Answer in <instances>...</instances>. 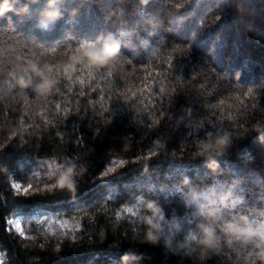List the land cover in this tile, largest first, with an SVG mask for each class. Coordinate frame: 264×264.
<instances>
[{
	"label": "trees",
	"instance_id": "1",
	"mask_svg": "<svg viewBox=\"0 0 264 264\" xmlns=\"http://www.w3.org/2000/svg\"><path fill=\"white\" fill-rule=\"evenodd\" d=\"M0 264H264V0H0Z\"/></svg>",
	"mask_w": 264,
	"mask_h": 264
},
{
	"label": "rangeland",
	"instance_id": "2",
	"mask_svg": "<svg viewBox=\"0 0 264 264\" xmlns=\"http://www.w3.org/2000/svg\"><path fill=\"white\" fill-rule=\"evenodd\" d=\"M102 28L99 29V32H102ZM15 187L19 188L21 186V183L19 181H14ZM9 223L12 228L18 230L19 232L23 231L22 221H21V215L14 214L9 219Z\"/></svg>",
	"mask_w": 264,
	"mask_h": 264
},
{
	"label": "snow or ice",
	"instance_id": "3",
	"mask_svg": "<svg viewBox=\"0 0 264 264\" xmlns=\"http://www.w3.org/2000/svg\"><path fill=\"white\" fill-rule=\"evenodd\" d=\"M53 15H54V14L51 13V12L48 13V16H49V17H53ZM94 58L98 59L99 57H94ZM226 140H227V137H225V138L219 140L218 143L223 144V143L226 142ZM71 171H72L71 169H68V175L71 174ZM64 182H65L64 179H61V181H60V185L63 186ZM149 207H151V205H149Z\"/></svg>",
	"mask_w": 264,
	"mask_h": 264
}]
</instances>
